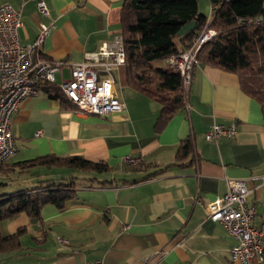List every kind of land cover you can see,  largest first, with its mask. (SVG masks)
Instances as JSON below:
<instances>
[{"label":"crops","instance_id":"obj_1","mask_svg":"<svg viewBox=\"0 0 264 264\" xmlns=\"http://www.w3.org/2000/svg\"><path fill=\"white\" fill-rule=\"evenodd\" d=\"M44 1L47 15L38 12L35 0L0 4L19 11L21 44L36 38L40 22L50 25L39 50L42 56L65 62L56 73L58 86L62 77H69L71 63L121 36L124 0ZM210 6V0H198L207 19L212 16ZM96 70L99 76L108 74L99 66ZM109 75L124 104L120 111L102 116L74 112V107L39 88L13 113L10 131L17 150L5 163L78 154L110 166L101 176L93 175L95 180H108L103 184L77 176L76 192L63 209L46 204L38 217L13 215L18 222L9 220L5 228L10 233L24 228L19 249L30 228L35 243L51 241L56 264L96 259L106 264H241L230 255L235 237L208 218L205 204L222 196L227 178H243L249 188L246 204L255 208L253 223L264 219L260 104L241 90L235 73L197 63L185 106L156 133L153 123L160 103L127 85L124 63L110 68ZM213 122L234 123L236 133L207 140L204 132ZM187 137L193 151L178 163L177 147ZM127 155L136 162L127 163ZM1 226L0 232H7Z\"/></svg>","mask_w":264,"mask_h":264},{"label":"trees","instance_id":"obj_2","mask_svg":"<svg viewBox=\"0 0 264 264\" xmlns=\"http://www.w3.org/2000/svg\"><path fill=\"white\" fill-rule=\"evenodd\" d=\"M210 4L213 6L211 19L199 11L198 0H124L122 4L120 21L126 82L135 91L160 103L153 123L156 133L186 104L181 76L167 65L166 60L170 55L186 50L195 36L207 27L216 33L198 49L197 63L235 73L241 90L260 104L264 117V0H210ZM257 18L259 20L254 21ZM192 20H195V27L178 34L181 26ZM38 88L59 99L64 106L74 107L54 83L42 82ZM192 151V140L189 137L182 139L175 161L179 163ZM38 166L95 172L110 169L102 160L93 161L78 154H45L4 162L0 173L8 176L11 171L24 173ZM85 178L92 183L108 181L95 180L94 176ZM76 179L74 175L59 181L40 179L44 184L0 193V220L20 212L38 217L46 204L63 209L76 192ZM24 231L20 226L6 235L0 232V251L19 249V237Z\"/></svg>","mask_w":264,"mask_h":264},{"label":"built area","instance_id":"obj_3","mask_svg":"<svg viewBox=\"0 0 264 264\" xmlns=\"http://www.w3.org/2000/svg\"><path fill=\"white\" fill-rule=\"evenodd\" d=\"M35 3L40 14H48L44 0H35ZM210 10L212 13V5ZM20 25L19 11L8 3L0 4V168L6 158L17 150L10 131L13 113L23 99L38 93L39 83H55L56 73L62 72L65 63L40 53V45L50 30L49 24L40 22L38 34L29 44H21L18 40ZM215 33L213 28L203 29L186 50L172 54L166 60L170 68L179 72L185 96L192 80L193 68L197 64V51ZM124 59L122 37L117 36L111 44L103 42L97 51L89 52L85 60L70 64L69 77H62L58 87L74 104V112L102 116L122 110L124 104L115 92L109 69L124 63ZM97 66L108 74L99 76ZM39 133L40 130L35 134ZM235 133L234 123L224 125L213 122L204 132V137L215 140ZM124 160L136 162L128 155ZM248 192L245 179L227 178L222 196L205 204L207 216L222 223L235 237L236 243L230 250L233 260L241 264H251L253 261L264 263V219L258 225L253 223L255 208L246 204ZM79 264L106 263L96 259Z\"/></svg>","mask_w":264,"mask_h":264},{"label":"rangeland","instance_id":"obj_4","mask_svg":"<svg viewBox=\"0 0 264 264\" xmlns=\"http://www.w3.org/2000/svg\"><path fill=\"white\" fill-rule=\"evenodd\" d=\"M167 63V62H166ZM168 65V64H167ZM128 163V162H127ZM104 173L95 172V171H83L80 169H71L66 167H51L45 168L38 166L33 168L30 172L18 173L17 171H12L10 174L4 175L0 173V193L7 192L10 193L14 190L33 187L34 185L40 184V179L53 178L55 181H59L68 175L80 176L81 180L84 177L89 176H101ZM85 180H87L85 178ZM5 182V183H1ZM88 182V181H87ZM44 184V182H41ZM16 216V215H15ZM13 219H1L0 224H2V230L8 227L7 224L10 222L14 224L15 221L18 222V217L12 216ZM11 218V217H9ZM5 222V223H3ZM3 230V231H5ZM1 232L2 234H9L10 232ZM30 228H28V233L24 236V242L22 248L14 252L0 253V264H56V255L52 252L51 246L49 243L51 241L35 243L30 237ZM23 239V238H21ZM51 240V237H50ZM39 245L42 248L40 250L35 247Z\"/></svg>","mask_w":264,"mask_h":264},{"label":"water","instance_id":"obj_5","mask_svg":"<svg viewBox=\"0 0 264 264\" xmlns=\"http://www.w3.org/2000/svg\"><path fill=\"white\" fill-rule=\"evenodd\" d=\"M195 27V20L189 21L181 26V28L178 30V34L185 33L186 31L192 29Z\"/></svg>","mask_w":264,"mask_h":264}]
</instances>
